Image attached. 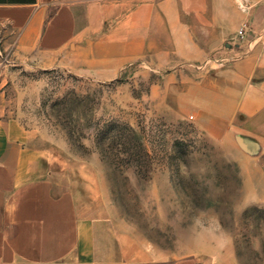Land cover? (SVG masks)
Here are the masks:
<instances>
[{
    "label": "rangeland",
    "instance_id": "374dc122",
    "mask_svg": "<svg viewBox=\"0 0 264 264\" xmlns=\"http://www.w3.org/2000/svg\"><path fill=\"white\" fill-rule=\"evenodd\" d=\"M254 32L241 22L227 48ZM160 45L111 65L85 49L25 54L0 39L3 112L79 184L105 256L122 244L131 264H264V200L242 169L250 140L217 134V93L202 85L220 52L190 59L186 41Z\"/></svg>",
    "mask_w": 264,
    "mask_h": 264
},
{
    "label": "crops",
    "instance_id": "0c3cea01",
    "mask_svg": "<svg viewBox=\"0 0 264 264\" xmlns=\"http://www.w3.org/2000/svg\"><path fill=\"white\" fill-rule=\"evenodd\" d=\"M245 1L243 15L240 0H0V39L25 54L85 49L90 63L111 65L162 41H186L190 59L217 49L215 79L202 81L217 93V134L249 138L240 145L242 169L264 200V0ZM244 21L255 32L244 47L227 48ZM4 103L0 90V264H131L122 244L116 256L102 253L96 210Z\"/></svg>",
    "mask_w": 264,
    "mask_h": 264
},
{
    "label": "built area",
    "instance_id": "2783aa9c",
    "mask_svg": "<svg viewBox=\"0 0 264 264\" xmlns=\"http://www.w3.org/2000/svg\"><path fill=\"white\" fill-rule=\"evenodd\" d=\"M243 31H244V28H241V29H240V33H243Z\"/></svg>",
    "mask_w": 264,
    "mask_h": 264
}]
</instances>
